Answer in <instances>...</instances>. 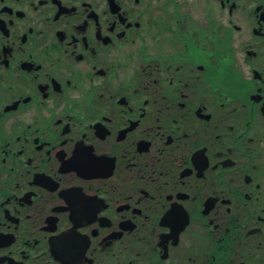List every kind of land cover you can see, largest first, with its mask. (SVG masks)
<instances>
[{"label": "flooded vegetation", "instance_id": "obj_1", "mask_svg": "<svg viewBox=\"0 0 264 264\" xmlns=\"http://www.w3.org/2000/svg\"><path fill=\"white\" fill-rule=\"evenodd\" d=\"M0 264H264V0H0Z\"/></svg>", "mask_w": 264, "mask_h": 264}]
</instances>
